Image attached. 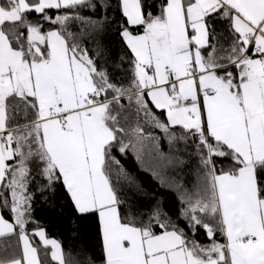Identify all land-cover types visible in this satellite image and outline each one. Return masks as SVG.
<instances>
[{
  "label": "snow or ice",
  "instance_id": "obj_1",
  "mask_svg": "<svg viewBox=\"0 0 264 264\" xmlns=\"http://www.w3.org/2000/svg\"><path fill=\"white\" fill-rule=\"evenodd\" d=\"M61 190L98 253L34 216ZM0 264H264V0H0Z\"/></svg>",
  "mask_w": 264,
  "mask_h": 264
},
{
  "label": "trees",
  "instance_id": "obj_2",
  "mask_svg": "<svg viewBox=\"0 0 264 264\" xmlns=\"http://www.w3.org/2000/svg\"><path fill=\"white\" fill-rule=\"evenodd\" d=\"M118 158L130 178V182L122 181L120 186L124 199L142 212H147L157 202L167 208L173 207L174 193L153 175L155 165L149 157L138 161L130 152ZM33 207L34 216L45 226L48 236L61 241L66 249L69 246L87 247L92 252H99L96 223L92 219H78L62 190L45 192L43 196L38 194ZM198 239L206 242L202 234Z\"/></svg>",
  "mask_w": 264,
  "mask_h": 264
}]
</instances>
